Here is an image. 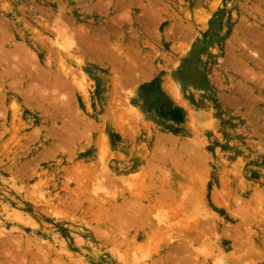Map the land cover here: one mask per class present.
Wrapping results in <instances>:
<instances>
[{
	"label": "rangeland",
	"instance_id": "obj_1",
	"mask_svg": "<svg viewBox=\"0 0 264 264\" xmlns=\"http://www.w3.org/2000/svg\"><path fill=\"white\" fill-rule=\"evenodd\" d=\"M0 264H264V0H0Z\"/></svg>",
	"mask_w": 264,
	"mask_h": 264
}]
</instances>
